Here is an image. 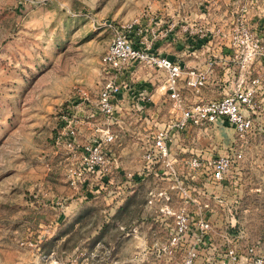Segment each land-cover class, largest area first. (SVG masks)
<instances>
[{
  "label": "rangeland",
  "instance_id": "374dc122",
  "mask_svg": "<svg viewBox=\"0 0 264 264\" xmlns=\"http://www.w3.org/2000/svg\"><path fill=\"white\" fill-rule=\"evenodd\" d=\"M148 11L162 19L160 29L176 26L169 36L149 31L144 40H162L157 52L209 73L199 90L182 82L189 104L256 90L246 135L218 121L171 139L184 187L210 207L212 228L192 264H233L229 248L248 256L236 264H249V248L264 258V0H0V264H184L194 249L191 232L173 256H159L169 242L166 223H173L159 209L185 204L194 216L198 204L176 191L170 201L149 204L152 189L174 184L156 175L158 166L144 172L157 130L176 118L160 88L163 74L137 66L126 98L117 101L118 116L108 121L89 112L105 82L101 60L113 27L140 19L147 29ZM200 28L222 32L199 40L206 38ZM139 78L155 81L145 113L129 97ZM69 115L80 120L74 148L66 143ZM89 123L115 135L107 148L111 172L73 180L68 169L81 167L83 145L99 134ZM224 153L242 157L212 183V162Z\"/></svg>",
  "mask_w": 264,
  "mask_h": 264
},
{
  "label": "built area",
  "instance_id": "2783aa9c",
  "mask_svg": "<svg viewBox=\"0 0 264 264\" xmlns=\"http://www.w3.org/2000/svg\"><path fill=\"white\" fill-rule=\"evenodd\" d=\"M149 21V27L143 28L140 19H136L124 25L113 27L114 35L110 45L102 57L103 71L106 73L104 85L100 91L96 106L90 110L91 116L101 115L108 121L118 116L119 106L117 101L120 100L130 88L128 83L130 75L134 74L137 66L144 67L156 71H162L165 74L163 85L160 87L168 99L173 102L172 113L176 117L168 127L158 129L151 147L148 148L143 157L146 161L144 172H151L158 166L156 175L161 179H173L174 184L170 188L152 189L149 193L151 196L149 204L155 200L172 199V192L176 191L187 202L198 204L195 215L192 216L187 205H181L176 209L168 206H162L159 212L164 217H171L173 223H166L170 228L169 242L159 250V256L162 254L174 255L173 247L182 246L187 237L193 234L194 249L191 250L184 264H192L197 258V246L200 247L208 238L207 233L211 230L212 224L209 222L206 211L209 204L201 205L197 198H194L184 187L183 177L174 166L176 159L171 154V139L176 133H183L192 126L204 123L214 124L219 120L227 121L235 126L240 135H246L253 128V121L250 115L245 112L254 108L255 89L254 85L248 87L240 94L227 95L222 99L211 101H197L193 104L186 103V99L181 92V83L190 88L199 90L205 86L209 79V73L206 70L198 68L185 69L181 61L176 60L170 55L157 52V47L163 41L155 42L151 39V43L146 39V33L157 35L158 32L162 36H169L175 31V23L170 22L165 28L160 29L162 19H157L156 15H152V11H148L144 15V19ZM183 30L187 28L183 26ZM199 37H206L199 40L210 39L216 33H221L218 29L214 33H210L208 29H199ZM213 32V31H212ZM225 35L224 33H222ZM217 35V34H216ZM211 48L210 46L208 47ZM258 79L253 80V84H257ZM258 85V84H257ZM86 95V93L84 92ZM90 117V115H89ZM65 135L66 143L70 148H74L77 143V123L80 120L74 115L65 117ZM98 137L83 145L81 167L68 169L69 176L73 180L85 177L86 175L96 173L101 177L111 172V159L108 155V146L114 142L115 135L111 132L110 127H98ZM62 134L58 136L60 139ZM242 154L231 155L224 153L213 160L212 169L209 180L212 183H220L230 171L235 158H241ZM190 163L193 167H200L202 163L198 158H194ZM111 164V165H110ZM118 168V167H116ZM166 221L165 219H162ZM196 225L197 233H193V226ZM187 241V240H186ZM249 254L252 257L249 264H264V258L255 255L254 248H249ZM229 261L233 264L239 262L240 256L235 248H229L226 251Z\"/></svg>",
  "mask_w": 264,
  "mask_h": 264
},
{
  "label": "crops",
  "instance_id": "0c3cea01",
  "mask_svg": "<svg viewBox=\"0 0 264 264\" xmlns=\"http://www.w3.org/2000/svg\"><path fill=\"white\" fill-rule=\"evenodd\" d=\"M166 55H168V54H166ZM170 56H172V55H170ZM172 57L173 58H176L174 56H172ZM184 67L186 69V66L185 65H184ZM192 68H198V67L193 66V67H190V68H187V69H192ZM148 70H152V69H148ZM153 72H155V73L160 72V73L163 74V78H165L164 72H162V71H156V70H153ZM161 81H164V79L163 80L161 79ZM134 82L135 83L133 84V87L136 89V95L133 96V97H131V95H130L129 97L132 98L135 101L137 100V102H139L137 104H140L141 103L142 104V108L140 107L139 110H141L142 113H145L146 112V109L145 108H148V107H150L151 105L154 104L153 102H154L155 95L153 93V88H154V85H155V81L153 79H150V80L146 81V79H144V78H139V79H135ZM181 87H182V85H181ZM148 91L149 92L151 91V93L148 94ZM125 98H126V96L125 97H122L121 99H125ZM199 98H202V97H199ZM186 103H188V102L186 101ZM141 104H140V106H141ZM147 112H148V110H147ZM221 121H223V120H219V122H221ZM223 124L228 125L227 122H225V121H223ZM93 126H95V129L98 128V127H100L99 125H94L92 123H89V128L90 129H94ZM95 129H94V131H95ZM127 182H131V181H127ZM131 192H133V191H131ZM243 258H244V260H248L247 254L240 255V260L241 261H239V262H242V259Z\"/></svg>",
  "mask_w": 264,
  "mask_h": 264
}]
</instances>
